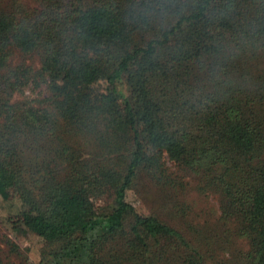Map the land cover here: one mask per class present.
I'll list each match as a JSON object with an SVG mask.
<instances>
[{
	"label": "trees",
	"instance_id": "1",
	"mask_svg": "<svg viewBox=\"0 0 264 264\" xmlns=\"http://www.w3.org/2000/svg\"><path fill=\"white\" fill-rule=\"evenodd\" d=\"M166 161L246 241L229 264H264V0H0V183L42 260L205 264L191 224L126 199L141 174L175 199Z\"/></svg>",
	"mask_w": 264,
	"mask_h": 264
},
{
	"label": "rangeland",
	"instance_id": "2",
	"mask_svg": "<svg viewBox=\"0 0 264 264\" xmlns=\"http://www.w3.org/2000/svg\"><path fill=\"white\" fill-rule=\"evenodd\" d=\"M17 59V58H15ZM22 60L32 67L37 61L31 54L23 55ZM41 86L30 84L24 95L30 99H39ZM17 96H13L16 99ZM34 104H41L35 102ZM169 172L179 175L182 189L175 199L167 192H160L159 188L141 174L134 181L132 189L127 192L126 199L138 212H151L158 209L163 219L187 222L195 228L197 237L202 239L203 251L209 256L205 257V264H229L241 252L247 249L243 238H232L224 242V233L217 223L219 215L216 196L208 191L197 189L196 180L187 172L178 171L170 162H165ZM168 194L170 203H161L162 194ZM174 207V208H173ZM21 208L20 201L15 194L0 183V261L2 264H50L41 259L40 255L46 251V245L35 234L15 225L17 214ZM170 208H172L170 210ZM183 208V209H182ZM182 209V210H181ZM181 210L183 218H177ZM167 215H166V214ZM178 222V223H179ZM225 234V233H224ZM206 244V245H205ZM12 248H16L13 251Z\"/></svg>",
	"mask_w": 264,
	"mask_h": 264
}]
</instances>
